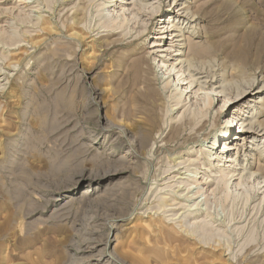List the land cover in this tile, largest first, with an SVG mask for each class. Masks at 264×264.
Returning a JSON list of instances; mask_svg holds the SVG:
<instances>
[{"label":"rangeland","instance_id":"obj_1","mask_svg":"<svg viewBox=\"0 0 264 264\" xmlns=\"http://www.w3.org/2000/svg\"><path fill=\"white\" fill-rule=\"evenodd\" d=\"M28 1L32 8L24 0H0V264H264V194L248 202L245 194L264 185L250 175L258 163L264 167L261 129L244 141L238 138L242 122L230 127L237 138L231 143L239 145L229 156L221 154L234 158L238 169L250 161L255 168L245 170V187H237L239 176L231 183L234 197L226 200L220 189L209 210L195 217L214 226L210 244L217 247H202L196 237L178 232L181 225L177 229L174 224L180 220L161 223L163 215L154 214L158 197L188 194L184 183L193 175L186 167L203 158L228 113L237 114L236 123L250 113L248 122L264 123V106L258 105L263 93L225 108L222 116L217 111L223 97L215 96L204 109L206 116L196 118L198 126L186 124L193 118L189 106L196 111L205 107L210 89H225L235 98L251 82L256 90L264 85V0H150L146 10L159 14L153 22L144 9L137 14L143 0H124L131 25L147 28L141 39L135 32L125 36L129 29L96 31L102 0ZM183 7L191 17L180 15ZM77 10L84 35L91 36L85 44L66 35L51 36L40 50L23 42L38 34L43 18L63 27ZM171 16L181 20L175 25L199 51L193 56V73L206 89L201 94L199 87H183L191 101L185 107L175 106L178 92L155 72L154 60L160 61L164 48L174 46L178 54L190 48L162 42L152 49L165 30L159 26ZM12 26L22 41L14 47ZM135 37L138 41L128 44ZM122 39L101 49L93 44ZM22 46L32 56L15 65L14 50ZM186 66L173 71L171 79L177 81L174 74L183 70L186 77ZM254 110L259 112L255 120ZM224 142L217 139L213 154L220 153ZM198 172L205 182V171ZM204 187L211 193L216 181ZM175 213L165 217L171 220ZM150 222L157 228H149Z\"/></svg>","mask_w":264,"mask_h":264},{"label":"bare ground","instance_id":"obj_2","mask_svg":"<svg viewBox=\"0 0 264 264\" xmlns=\"http://www.w3.org/2000/svg\"><path fill=\"white\" fill-rule=\"evenodd\" d=\"M149 1L150 0H143L144 3L140 4V5L143 6L144 8H139L137 14L143 15V13H147L148 14L147 16L150 15V17H149L150 22H153L157 19V17H159L158 16L159 14H155L154 10H151L149 12H148V10H146V9H148L147 6L149 4L147 2H149ZM102 2H103L102 3L103 7L100 10V14H99L100 20L97 24L98 29L96 31L102 30V32H104V33L107 32L108 34H113V33L116 34V33L122 32V31L125 32L126 30L129 29V32L126 33L125 36L132 34V32H135L138 34L140 39L142 37H144V31L147 30V28L143 29L141 26L137 27L136 25L138 23H134L133 25H131V21L129 19V16L125 12L126 7H124V0H109L108 2H107V0L106 1L102 0ZM85 5H87V4H85ZM24 6L27 8H32V3L29 2L28 0H24ZM176 6H177V4H176ZM142 9H144L143 13H141V11H143ZM187 10H188V7L181 8L179 10V12H181L180 15L184 18H187V16L191 17L192 14H190V13L185 15V12ZM80 11L81 10H77L76 12H74L75 15L72 19V23H69L63 27H59L60 24L57 25L56 23H53V20L50 19L51 17L49 19L43 18L41 24L35 23V25L37 24V27L39 30L38 34L35 35V37L30 36L29 38L24 39L23 42L30 44L31 48H33L31 50H34V49L40 50L41 47L46 43L47 40H49V38L51 36L58 35L59 37H61L63 35H66L69 39L74 40L79 45L85 44V40L90 39L91 36L86 37L84 35L85 31L81 27V24L83 23L84 20L82 17H79L81 15ZM71 12H72V10H71ZM84 12H85V10H84ZM172 18H173L172 16L170 17V19L168 18L169 19L168 22H165V20H164L163 25L159 26V27H161V29H165V30L163 32H161L160 35L157 36V38H156L157 40H156V42L153 43L152 49L156 48V47H160L162 42L164 44L173 43V45L176 42H179L180 43L179 47H183L185 44H189L190 48L188 50L180 51L179 54L177 53V50L175 51L173 49L174 46L170 45V46L164 48L165 50L162 52L165 55L161 56L160 61H158V62L154 60V63H156L155 72L158 76L159 75L161 76V79L166 80V86L174 88V91L178 92V94L174 97V99L176 100L175 106H180L183 104V107H185V106L189 105L191 103V101L188 102V98H187V93H189V92H182L183 87L189 85V87L187 89L193 88V90H195L197 87H199V91L201 94H203V92L206 89L204 88L201 80L196 79L195 78L196 75H194V73H193L194 72V70H193V67H194L193 66V56H195L199 51H197V49L191 48V45H192L191 42L192 41L190 40V37H187L184 33H182V29L175 25L176 21H178V24H179L181 22V20L176 19V21H175V19L172 20ZM12 28H13V31H12V38H11L12 41L11 42H12V46L14 47V46H17V44H19L22 41L19 40V37H17L18 39L15 38L16 32H17V27L12 26ZM177 32H180V35H178ZM136 40L138 41V39H136V37H135V39L128 42V44L131 45ZM123 41L124 40L122 39V40H119L116 42H111L109 44L107 43L106 45H104L105 43H103V42L94 41L93 44L95 45V47L97 49L98 48L101 49L104 46L108 47V46H111L113 44H116L118 42H123ZM187 41H189V42H187ZM14 52H15L14 53L15 65L18 63H23V62L27 61L32 56V54L30 53V50L27 46H22L21 48H19L17 50L15 49ZM174 53H177L178 58L173 59L172 54H174ZM164 57H169V60L166 61L164 59ZM143 59H145L143 61V63H146L147 56ZM160 64H161V66H159ZM186 64H187V66H186L187 70L190 71L189 74L183 78L181 75L183 73L180 74V72L185 73L184 70L176 72L174 75L177 76V81H175V79L172 80L171 78L173 76V74H172L173 71H176V69L179 66L186 65ZM163 68L165 69V72L162 71ZM224 81H225V79H224ZM146 83L149 84V81L146 80ZM251 83L248 86V91H247V89H246V91L238 90L236 92L235 98H232V93L227 92L225 89L220 91V93H222L221 94L222 96L214 88L210 89L209 91L213 92L212 95H214V96H212L208 93L206 94V98L204 99L205 100V102H204L205 107H203V108L201 107L200 110L196 111V110L192 109L193 105L189 106V109L193 112V118L188 119L186 121V124L194 126V127L198 126V124L201 121L198 122V119H196V118L201 114H202V117L206 116V113H204V109L206 107H211L214 104L215 96L216 97H223L222 98L223 100L221 102V105H223L221 108L222 110L219 109L220 111H217L218 116H220L222 114L223 110L227 107H228V111H229V109L233 108L237 104H240L241 102L246 103L249 100L251 101L252 99L250 97L253 95H254V97H255V95L261 96L264 93V85L262 87H260L258 90H256L255 89V83H253V84H251ZM180 86H182V87H180ZM193 90L191 92H193ZM228 91H229V89H228ZM258 105L264 106V102L259 101ZM261 108H263V107H261ZM176 109H179V108H176ZM256 113H259V112L257 110H254L252 112V116L254 118L253 120H255V118H256V116L254 115ZM250 114H248L247 116H245V114H242L241 119H239L237 123L235 122L236 117H237L236 113L231 114V112H230L226 116L224 115L225 117H224L223 124H222L223 129H221L222 130L221 134L215 135V137L213 138L211 146L207 150H204V156L201 160L200 159L191 160L189 165L186 167L188 169V171L191 172L193 175V176L189 175V179H191V180L187 181L188 184H187V182L184 183L187 187L188 194L184 196L182 193L179 196H174L173 198H169V199L166 198L165 196L158 197V198H160V202L157 206H155L156 211L154 214L163 215L162 218L158 219V222L165 223L166 220L172 221V222H176V221L180 220L179 222H176L174 224L175 228H177L178 225H181V226H179L180 227L179 229L177 228L179 230L178 232L186 233L187 235L196 237L198 244L202 245V247H204V248H209V247L203 246V245H212V244H210V241L214 235V231H213L214 226L211 223L207 222L206 220H202L200 222H197L195 217L199 216L201 211H207V209L209 210V205L212 201V198L216 199L217 193L220 191V189H222L223 197L226 200L229 199L230 197H234L235 193L233 191H231L232 187H230V185L233 181L237 180L236 177H238V176L240 177V180H239L237 187H245V183H246V181L244 180L245 179V174H244L245 170H251L252 171L255 168L254 164L250 161L245 169H243V168L238 169L235 166H233L235 164L234 158L229 159V158L225 157V154L223 155L221 153H226L227 156H229L230 152L234 149L233 148L234 145L235 144L237 146L239 145V142L231 143V141L233 139H237L234 135L235 133L233 134L230 131L231 126H233V125L237 126L240 122H242L240 130H239L242 133V135H240V137H238V138L242 139L244 141L246 140L247 137H249L251 135H259L256 132V128L261 129L260 132L264 131V123L263 122H261L259 120H256L255 122L250 120V122H248ZM244 117H246V119L243 121ZM206 122L207 121L205 120L198 127V129H196L197 133H201L204 130ZM138 128H139V124H137V129ZM137 129H135V130H137ZM262 136H264V132H263ZM219 137L221 139H224L225 142L220 146V147H222V150L220 151V153L217 152V153L213 154V149H215V145H216L217 139ZM253 138H255V137H253ZM253 150H254V148H253ZM201 161H203V163H201ZM231 163H232V165H230ZM192 166L195 167L194 171L189 170V168ZM199 170L205 171L204 172V174H205L204 178L207 179L205 182H200L201 178H199V174H200L198 172ZM239 170L240 171L242 170V172H239ZM165 172H168V171H165ZM209 173L214 174L213 176L215 178L213 180H209V178H210ZM250 175H251V178L256 176V178L254 179V182L258 181L257 184L259 186L264 184V181L259 182L261 179H264V167L262 165H260V163H258L257 171L251 172ZM207 176H209V177H207ZM212 181H216L217 187L215 189H213L212 192L210 193V191L206 187H204V185L205 186L211 185ZM195 190H196V192H194ZM263 190H264V185H262L260 187V190L254 189V191H252V192L246 191L245 194L247 197V202L253 196L259 197L262 194H264V192L263 193L261 192ZM88 193L89 192H85L86 195ZM164 195H166V194H164ZM198 195H200V196H198ZM238 195H240V194H238ZM238 195H236V196H238ZM178 199H180L184 202H191V204L186 205V203H184L182 201L177 203ZM199 199H201V201H199ZM203 207H205V209H203ZM169 208H171V209H169ZM180 210H186V211L183 214L176 212V211H180ZM172 212H174V213L176 212V213L173 215V219L168 220V218L165 217V215L168 213H172ZM176 217H178V218H176ZM147 226L149 228H157V224H154L153 222L148 223ZM212 246L217 247L214 245H212Z\"/></svg>","mask_w":264,"mask_h":264}]
</instances>
